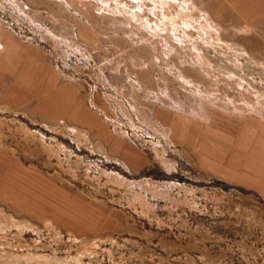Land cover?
Returning <instances> with one entry per match:
<instances>
[{"label":"rangeland","instance_id":"374dc122","mask_svg":"<svg viewBox=\"0 0 264 264\" xmlns=\"http://www.w3.org/2000/svg\"><path fill=\"white\" fill-rule=\"evenodd\" d=\"M96 3L136 34L98 15ZM188 3L167 12L189 11L219 42L187 30L219 81L202 77L200 90L218 105L207 113L187 83L202 65L197 52L178 46L170 26L156 41L147 35L146 19L158 22L151 3L138 12L135 0H0L9 47H0V264H264V0ZM70 8L104 24L108 37ZM221 50L232 61L234 51L252 53L239 61L256 67L244 72L260 93L209 69ZM120 60L139 74L149 64L174 102L197 98L205 118L111 74ZM225 94L236 109L218 101Z\"/></svg>","mask_w":264,"mask_h":264},{"label":"bare ground","instance_id":"6f19581e","mask_svg":"<svg viewBox=\"0 0 264 264\" xmlns=\"http://www.w3.org/2000/svg\"><path fill=\"white\" fill-rule=\"evenodd\" d=\"M183 2H179V0H135V3H137V7H138V12H142L143 10L142 9H144V8H148V6H147V4H148V2L149 3H151V5H152V7L149 9V10H151V15L153 16V17H157V20H158V22H155V24H153L152 23V21L151 20H148V19H146V25L148 26V35H149V37L150 38H152V40L153 41H156L158 38H157V36H158V34H159V32H163V31H161V29H163V27L164 28H166L167 26H170L171 28H172V31H173V34L175 35V36H180V42L179 43H177L178 44V46H186V48H187V46L189 45V46H192V49H193V51H195V52H197V57H198V59H199V61H200V63L202 64V65H199L198 67H193L195 70H198V75H197V79H194L192 76L191 77H189V75L187 76L188 78H189V80H187V83H188V87H190L191 89H193V91L192 92H195V95H197L198 96V98L199 99H201V102H203L204 104V106H205V111H206V113H207V111H209V110H207L208 109V107H212V108H214L213 110L215 111V109L217 110L218 109V105L217 104H214V103H212L210 100H211V96L210 97H206L205 95H204V93L200 90V85H204V83H203V76H204V78L205 79H207V80H209L212 84L214 83V84H216V85H218V83H219V81H218V79H213V76L212 75H210V72H208V71H206L205 70V66H204V64H203V62H202V59H204L206 56H202L203 54L202 53H199V44H198V42H196V41H194V40H192V36L187 32V30L189 29V28H191V27H193L194 29H196L197 30V32L199 33V38H200V40H201V42H203V43H208V44H215V46L216 45H218L219 46V42L217 43L215 40H214V38H213V36H212V34H211V32L214 30V28L212 27V26H207L206 24H204V23H202V24H199V26H195V24H193L194 22L192 21L194 18H193V14L191 15V13L188 11L187 12V14L186 13H184V9L183 8H181V11L177 14V17H173L172 15H170L167 11V9H169V7L171 6V5H174V4H179V5H181V6H184V7H187L188 8V1L189 0H182ZM65 2H67V1H65ZM87 2V1H86ZM133 3V2H132ZM197 5V4H196ZM136 6V5H135ZM200 6V5H199ZM196 7H198V5L196 6ZM202 6H200V11H202L203 9L201 8ZM199 8V7H198ZM202 9V10H201ZM125 10V13L127 14V15H129L130 17H133V18H138V16H139V13L137 12V11H134V10H128L127 8L126 9H124ZM186 11V10H185ZM117 13V12H116ZM149 14V13H148ZM138 15V16H137ZM151 16V17H152ZM148 17V16H147ZM178 17H180L181 19H180V21H179V19H177L178 21H176V18H178ZM185 17V18H184ZM210 17H212V16H210ZM146 18V17H145ZM184 18V21H183V24L182 25H180V22H182V19ZM211 19H213V18H211ZM264 19V18H263ZM135 20V19H134ZM214 21H215V19H213ZM212 20V21H213ZM263 21V20H262ZM138 24V23H137ZM256 24V23H255ZM261 27V26H260ZM257 29V28H256ZM264 29V28H263ZM182 31H183V33H182ZM217 31V30H216ZM257 31V30H256ZM263 31V30H262ZM259 35V34H258ZM261 35V34H260ZM243 37V36H242ZM254 38H255V36H253ZM261 37H262V35H261ZM258 38V37H257ZM252 39V38H251ZM259 39H260V36H259ZM255 41H256V39H254ZM260 40H262V39H260ZM254 41V42H255ZM261 42V41H260ZM221 43V42H220ZM230 43V42H229ZM228 43V44H229ZM264 43V42H263ZM153 44V43H152ZM221 44H223V43H221ZM226 44V43H225ZM224 44V45H225ZM227 45V44H226ZM237 44H234L233 43V50H235L236 49V46ZM239 45V44H238ZM262 45V44H261ZM264 45V44H263ZM228 46V45H227ZM232 46V45H231ZM239 46H241V45H239ZM0 47H2L3 49H7V48H9L8 47V43L5 41V39L2 37V38H0ZM242 47V46H241ZM240 47V48H241ZM257 47H259L258 49H260V47L261 48H263L262 46H257ZM257 47H255V48H257ZM216 48L218 49V47L216 46ZM243 48H245V47H243ZM153 49H154V46H153ZM228 49L229 50H231V47H229L228 46ZM223 50V49H222ZM221 50V51H222ZM247 50V49H246ZM239 51V50H238ZM238 51H234L235 53H234V55L237 57V59L235 58V56H234V58L235 59H233V61L232 60H230L229 58L231 57H225L227 54V52H221V58L218 60V62L216 63V65L215 66H213L211 63H210V61H207V64H208V67H209V69H212V71H217L218 73H221L223 76H225L228 80H229V82H231V83H234L235 82V79H240V81L241 82H243V84H245V83H247L248 84V86H250V88H252V89H257V87L252 83V81L254 80H249L248 79V77L249 78H252V75H251V77L249 76L250 74H247V73H249V72H244L245 70H244V68L245 69H247L246 67H248L249 69H251V67H249V65H247L246 67H241V62L239 61V58L240 57H242V58H244V59H248L249 57H251V54L252 53H249V55H248V53L247 52H243V53H239ZM242 52V51H241ZM264 52V51H263ZM261 53V52H260ZM226 54V55H225ZM262 54H264V53H262ZM223 55H225V56H223ZM264 56V55H263ZM262 56V57H263ZM224 57V60L222 59ZM201 58V59H200ZM255 58V60H256V58H257V56L256 57H254ZM187 61V60H186ZM257 61H259L260 62V60H258L257 59ZM262 61V60H261ZM250 63H251V61H249ZM263 62V61H262ZM187 63H188V61H187ZM248 63V62H247ZM253 63V62H252ZM249 64V63H248ZM254 64V63H253ZM253 64H251V65H253ZM244 65V64H243ZM255 65V64H254ZM193 66V65H192ZM245 66V65H244ZM257 66V65H256ZM259 66V65H258ZM253 68H256V67H252V69ZM258 68V67H257ZM260 68V67H259ZM258 70V69H257ZM253 71V70H252ZM256 70H254V72H255ZM259 71H257V73H258ZM252 73V72H251ZM260 73V72H259ZM185 77V76H184ZM186 77V78H187ZM256 77V76H255ZM255 81V80H254ZM208 82V81H207ZM236 83V82H235ZM243 84H238V87H239V85H243ZM135 86V88H137V90H138V87L136 86V84L134 85ZM262 87V86H261ZM4 88V87H3ZM245 88H247V87H244V88H242L243 90H245ZM228 89V88H227ZM231 89V87L229 88V90ZM240 89V88H239ZM249 89V88H248ZM250 90V89H249ZM260 90H258L257 89V93L259 92ZM8 92V91H7ZM248 92V91H247ZM251 92V91H250ZM9 93V92H8ZM252 93V92H251ZM260 93V92H259ZM262 93V92H261ZM234 94H235V92H234ZM237 94V93H236ZM249 94V93H248ZM263 94V93H262ZM1 95V94H0ZM250 95H252V94H250ZM260 94H258V96H259ZM257 97V96H256ZM199 100L197 99V98H193L191 95L190 96H188V97H185V100H184V104H179L178 103V108L179 109H183L184 111L187 109V110H189V108L192 110V112L191 113H193L196 117H200L201 119H204L205 118V116L204 115H202V114H200L199 113V111H197V104L196 103H199L198 102ZM218 101L220 102V101H223L224 103H226V109H230V108H235L236 109V106H235V100L234 99H232V98H230L229 96H228V94H225L224 95V100H220V99H218ZM264 101V100H263ZM261 102V101H260ZM243 103H244V100H243ZM242 103V104H243ZM246 103V102H245ZM177 104V103H176ZM200 104H202V103H200ZM247 104V103H246ZM245 104V105H246ZM239 105V104H238ZM244 105V104H243ZM261 105V104H260ZM202 106V105H201ZM247 106H249L248 104H247ZM202 108V107H201ZM250 108H251V106H250ZM213 110H211L212 112H213ZM210 111V112H211ZM211 112V113H212ZM214 114H215V112H213ZM239 113V112H238ZM241 113V112H240ZM204 114V113H203ZM192 115V114H191ZM208 115V114H207ZM206 115V116H207ZM210 115V114H209ZM8 173V172H7ZM3 187V186H2ZM6 187H7V185H6ZM14 198V197H13ZM22 202V201H21ZM17 206V205H16ZM26 207V206H25ZM28 210V209H27ZM31 211V210H30Z\"/></svg>","mask_w":264,"mask_h":264},{"label":"crops","instance_id":"0c3cea01","mask_svg":"<svg viewBox=\"0 0 264 264\" xmlns=\"http://www.w3.org/2000/svg\"><path fill=\"white\" fill-rule=\"evenodd\" d=\"M66 4L69 7L71 6V4L68 1L66 2ZM94 6H95V9H96V12L98 13V15H111V16L115 17L116 19L121 18L123 21L126 22L127 26L135 29V30L131 31V33H133V35L136 34V33H134V31L136 32V27L134 25H132V23L128 24L129 21L127 19H125V17H123L121 15H117V14L102 12V9H101L102 4H100V3H96V5H94ZM70 10L73 12V14L76 17L81 18L82 20H85L90 26H92L95 33L98 36L103 37V38L108 37L109 32H108V29L106 28V26L104 24H96L94 19L88 18L87 16L83 15L82 12H79V11L75 10L74 8H70ZM131 22H133V21L131 20ZM145 32L147 33V31H145ZM126 37H127V39L132 41L133 44H135V45L137 44V42L132 39V35L129 34L128 32L126 33ZM143 43L146 44L145 46H147V45L152 46L151 44L150 45L147 44L146 40ZM152 61H153V65H154V61L156 64H159L160 58L158 56H155V58H153ZM123 63L124 62L122 60H120L116 63H110L109 69L112 72L111 74L118 75V77L128 76V77L134 78L135 81H137L136 86L138 87V89L142 88V90L154 102L164 103L167 106H168V104L173 105V103H176V102H174L175 97H174V95H172L173 90L171 89V87L168 86L164 81L160 80L158 78V74H156V72L153 73L152 71L148 70L149 69L148 68V65H149L148 62H146V64H148L147 66L140 68L142 74H139L136 71L129 70L128 68H126L124 66ZM126 90H127V85H123L122 91L126 92ZM181 103L184 104V102H181ZM171 105H170V107H171ZM178 106L179 105H176V108H178Z\"/></svg>","mask_w":264,"mask_h":264}]
</instances>
